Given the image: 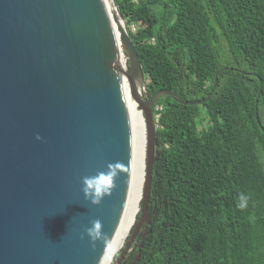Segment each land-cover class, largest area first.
<instances>
[{"label":"water","instance_id":"1","mask_svg":"<svg viewBox=\"0 0 264 264\" xmlns=\"http://www.w3.org/2000/svg\"><path fill=\"white\" fill-rule=\"evenodd\" d=\"M126 56L125 70L121 54ZM214 75L210 93L218 75ZM259 85L254 101L255 119ZM127 76L142 108L146 169L135 222L111 264H120L148 211L154 160L152 106L161 94L139 95L144 83L126 28L114 26L103 0H0V264H99L119 222L131 170ZM264 132V128L261 126ZM37 136L41 139H37ZM118 164L119 175L99 205L85 199L82 178ZM100 221L102 237L86 234Z\"/></svg>","mask_w":264,"mask_h":264},{"label":"trees","instance_id":"2","mask_svg":"<svg viewBox=\"0 0 264 264\" xmlns=\"http://www.w3.org/2000/svg\"><path fill=\"white\" fill-rule=\"evenodd\" d=\"M112 1L146 95L166 88L201 100L161 94L152 106V215L135 264H264V0ZM223 66L235 69L221 71L205 99ZM240 70L261 78L260 124L258 77Z\"/></svg>","mask_w":264,"mask_h":264},{"label":"bare ground","instance_id":"3","mask_svg":"<svg viewBox=\"0 0 264 264\" xmlns=\"http://www.w3.org/2000/svg\"><path fill=\"white\" fill-rule=\"evenodd\" d=\"M109 17L114 26L124 27L122 19L112 6V0H103ZM121 64L126 70V57L121 54ZM122 83L125 87L130 102V128H131V170L127 196L124 207L115 228V231L106 247V250L99 264H111L115 253L122 247L131 227L135 222V217L139 209L140 200L143 193V184L146 169V146L147 128L142 108L133 96L131 84L127 76H122ZM139 95L142 96L141 88H138Z\"/></svg>","mask_w":264,"mask_h":264},{"label":"clouds","instance_id":"4","mask_svg":"<svg viewBox=\"0 0 264 264\" xmlns=\"http://www.w3.org/2000/svg\"><path fill=\"white\" fill-rule=\"evenodd\" d=\"M37 139L39 140L41 137L37 136ZM117 168L118 164H109L107 166V171L98 172L94 176L83 177L82 191L85 199L93 205H99L103 198L110 193L113 182L119 175V172L116 170ZM247 201L248 197L242 195L238 207L241 209L246 208ZM100 227V221L95 220L92 221L91 227L86 229V234L93 244L103 235Z\"/></svg>","mask_w":264,"mask_h":264},{"label":"rangeland","instance_id":"5","mask_svg":"<svg viewBox=\"0 0 264 264\" xmlns=\"http://www.w3.org/2000/svg\"><path fill=\"white\" fill-rule=\"evenodd\" d=\"M112 6L114 7V9L116 10V12H117V9H116V6L114 5V3H113V1H112ZM117 14H118V12H117ZM119 15V14H118ZM120 17V16H119ZM132 28H134L133 27V25H132ZM126 57V56H125ZM147 81V78L145 77V79H144V83ZM144 83H143V85L140 87L141 88V90H142V96H144L145 98L147 97V95H146V93H145V86H144ZM132 228V227H131ZM131 230V229H130ZM130 232V231H129ZM128 236V235H127ZM127 238V237H126ZM126 240V239H125ZM119 251V250H118ZM117 251V252H118ZM117 252L115 253V254H117ZM115 256V255H114Z\"/></svg>","mask_w":264,"mask_h":264}]
</instances>
